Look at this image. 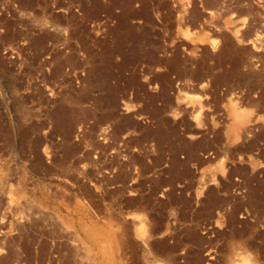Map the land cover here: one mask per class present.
<instances>
[{
    "label": "rangeland",
    "instance_id": "rangeland-1",
    "mask_svg": "<svg viewBox=\"0 0 264 264\" xmlns=\"http://www.w3.org/2000/svg\"><path fill=\"white\" fill-rule=\"evenodd\" d=\"M0 264H264V0H0Z\"/></svg>",
    "mask_w": 264,
    "mask_h": 264
}]
</instances>
